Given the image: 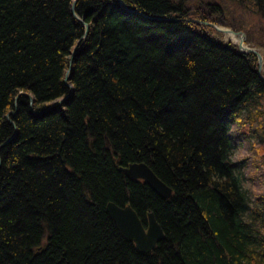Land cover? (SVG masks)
I'll return each mask as SVG.
<instances>
[{"label":"trees","instance_id":"obj_1","mask_svg":"<svg viewBox=\"0 0 264 264\" xmlns=\"http://www.w3.org/2000/svg\"><path fill=\"white\" fill-rule=\"evenodd\" d=\"M228 1L264 18V0H0V264H264L259 60L187 22L255 44ZM140 163L171 199L122 172ZM110 203L154 214L152 253Z\"/></svg>","mask_w":264,"mask_h":264},{"label":"water","instance_id":"obj_2","mask_svg":"<svg viewBox=\"0 0 264 264\" xmlns=\"http://www.w3.org/2000/svg\"><path fill=\"white\" fill-rule=\"evenodd\" d=\"M120 4L123 6V1L119 0ZM76 5V2H75ZM74 5V7H75ZM75 12V9H74ZM138 14V12H137ZM82 21L81 19H79ZM169 22H174V20L171 19H161ZM83 22V21H82ZM187 22H193L201 26H207L211 28H215L219 32H222L224 34H233L236 36V33L230 28L224 27V22H220L219 25L213 24V23H206V22H199V21H193V20H187ZM85 27L88 31L89 25L85 24ZM242 37L240 42L238 43V48L243 53H253L257 56L259 60V71L262 80L264 81V76L262 75V69L264 64V57L259 54L255 49H251L248 46L245 45L246 37L244 34H242ZM72 70L69 71L66 80L69 81L71 78ZM72 90V94L74 93V90L72 86H70ZM31 104H34V97L28 96ZM66 100L61 101L59 104L65 103ZM16 113H12L11 116H15ZM9 143V142H8ZM1 153V149H0ZM122 172H124L128 177H130L133 180H141L149 184L161 197H163L166 200L171 199L173 195V190L169 188L163 181H161L155 173L147 166L146 164H132L128 168L122 169ZM107 211L110 215V217L115 221L119 231L121 232L122 236L126 238L127 240L134 242L137 249L143 253V254H150L152 253L156 248L157 245L164 239L165 235L161 228V226L158 224V222L155 219L154 214L149 215V226L148 228H144L142 225L137 213L131 206L127 207H119L116 204L110 203L107 206Z\"/></svg>","mask_w":264,"mask_h":264},{"label":"rangeland","instance_id":"obj_3","mask_svg":"<svg viewBox=\"0 0 264 264\" xmlns=\"http://www.w3.org/2000/svg\"><path fill=\"white\" fill-rule=\"evenodd\" d=\"M187 1L191 7H194L197 4V1H199V0H187ZM239 2L238 1H228L227 2V6L231 10L232 18H234L236 21L246 23L242 27L245 29L251 30L253 33L257 32V36H259V37H258V40L256 41L255 44L247 45V41H248L249 37L244 32V30L240 29L239 32L234 31V33H236V36L239 38V42H240L241 38H243L242 34H244L246 37L245 45L250 47L251 49H255L259 54H261L264 57V48L262 47V43L264 42V18H263V16H261L260 13L254 14V13H252L251 10L249 11L247 9V7L245 6L244 2H241V3H239ZM247 5L250 6L251 4H247ZM209 28H211V27H209ZM225 28H228V27H225ZM220 33L223 35V39H224L225 43H231L234 46H238V43L234 42L228 34H224L222 32H220ZM262 74L264 76V64H263ZM237 158H238V155L236 153V155H234V161H237Z\"/></svg>","mask_w":264,"mask_h":264},{"label":"bare ground","instance_id":"obj_4","mask_svg":"<svg viewBox=\"0 0 264 264\" xmlns=\"http://www.w3.org/2000/svg\"><path fill=\"white\" fill-rule=\"evenodd\" d=\"M123 1V0H122ZM123 4H124V2H123ZM74 12V11H73ZM74 14H76L75 12H74ZM160 20V19H159ZM231 38H232V40L234 41V42H236V43H239V38L237 37V36H235V35H233V34H228ZM28 96H30V95H28ZM16 126V125H15ZM8 142H10V141H8ZM7 142V143H8ZM114 204V203H113Z\"/></svg>","mask_w":264,"mask_h":264}]
</instances>
